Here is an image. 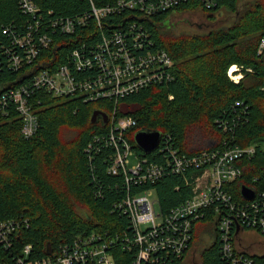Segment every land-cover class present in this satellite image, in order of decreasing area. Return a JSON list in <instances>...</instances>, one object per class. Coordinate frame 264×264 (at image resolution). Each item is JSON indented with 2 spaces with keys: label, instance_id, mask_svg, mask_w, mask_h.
Segmentation results:
<instances>
[{
  "label": "trees",
  "instance_id": "1",
  "mask_svg": "<svg viewBox=\"0 0 264 264\" xmlns=\"http://www.w3.org/2000/svg\"><path fill=\"white\" fill-rule=\"evenodd\" d=\"M79 1L38 0V3L54 10L56 16L70 17L84 10V6L78 8ZM93 1L98 6L113 2ZM215 1L214 7H202L203 10L212 18L227 9L236 14L233 24L196 35L166 30L170 15L157 16L145 23L155 48L165 50L175 61L176 78L168 85L131 95L119 103L116 115L136 120L128 137L130 142L135 144L133 136L141 130L157 131L167 136L162 149L170 147L188 155L217 147L226 138L222 121L230 122L238 114L243 115V122H237L236 142L243 148L254 146L256 154L243 161V176L227 189L236 201L245 202L242 187L248 186L256 193L264 191V56H258L257 52L264 34V1L253 2L240 14V0ZM198 7V3L186 4L179 10ZM23 21L17 0H0V30L4 25L11 27ZM73 47L59 46L47 53L44 61L48 62L36 66L33 73L46 68L55 70ZM233 65L253 72L246 71L237 84L228 77ZM40 99V126L32 139H26L22 133L21 119L0 117V224L11 219L28 220L29 228L19 242L34 246L35 259L48 257L49 246L57 249L82 234L97 232L113 242L109 253L116 264H134L135 251L127 252L122 247L123 235L133 234L131 220L116 207L127 196L151 186H130L123 175H111L108 169L112 166L113 150L108 146H101L91 158L86 154L91 140L108 132V124L100 117L94 123L92 114L110 116L112 106L105 102L85 105L47 94ZM237 101L244 103V107L235 106ZM213 141L216 143L211 144ZM135 149L140 159L163 162V152L144 156L137 146ZM191 173L192 170L184 175L165 176L154 187L158 211L163 215L191 198ZM212 209L195 223L200 225L197 230L194 227L193 241L196 236L210 235V244L201 251L202 264H226ZM252 257L264 264V256Z\"/></svg>",
  "mask_w": 264,
  "mask_h": 264
},
{
  "label": "built area",
  "instance_id": "2",
  "mask_svg": "<svg viewBox=\"0 0 264 264\" xmlns=\"http://www.w3.org/2000/svg\"><path fill=\"white\" fill-rule=\"evenodd\" d=\"M17 1L24 21L11 27L4 25L0 30V117L21 119L22 133L32 139L40 126L41 95L85 105L105 102L112 106L105 122L108 132L93 138L86 154L91 158L101 146H108L113 150L112 166L108 169L111 175H123L130 186H151L127 196L116 207L131 220L133 234L123 235L122 247L127 252L135 251L134 264L184 261L195 223L204 219L210 208L215 210L224 262L260 264L252 254L240 250L238 240L249 230L264 235V191L255 192L253 200L238 202L227 189L243 176V161L256 154L254 146L243 148L236 142L237 122H243V115L238 114L230 122L222 121L226 138L217 147L190 155L170 147L162 149L167 136L161 133L157 150L143 153L148 156L163 152L164 159L159 164L140 159L135 153L136 143L128 137L136 120L116 115L119 103L131 95L168 85L176 78L175 61L165 50L155 48L145 23L157 16L171 17L186 4L198 3L200 9H211L216 1L113 0L98 6L93 0H80L78 8L84 6V10L70 17L56 16L54 10L46 9L38 0ZM72 45L55 70L46 68L33 73L36 66L48 62L44 61L47 53ZM257 52L264 56V34ZM244 70L243 66L233 65L228 77L238 84L246 71L253 72ZM25 76L31 77L21 81ZM235 106L243 108L244 103L237 101ZM133 152L138 164L129 169ZM190 170L191 198L163 215L158 211L154 187L165 176L184 175ZM29 225L28 220L14 219L0 224V264H116L109 253L113 242L97 232L82 234L73 244L54 249L46 258L35 259L34 246L19 242Z\"/></svg>",
  "mask_w": 264,
  "mask_h": 264
},
{
  "label": "rangeland",
  "instance_id": "3",
  "mask_svg": "<svg viewBox=\"0 0 264 264\" xmlns=\"http://www.w3.org/2000/svg\"><path fill=\"white\" fill-rule=\"evenodd\" d=\"M257 0H240L239 2V14L250 4H253ZM262 1V0H261ZM264 1V0H263ZM236 20V14L230 11L221 10L215 14L212 18L203 9L197 8L195 10H188L178 12L170 17L169 23H167L166 30L172 29L174 33H191V34H203L212 31V29L226 28L230 26ZM216 142H212L214 144ZM133 157L129 160V169L134 168L138 164L137 156L133 152ZM157 211V208H155ZM197 223L196 230L198 229ZM145 229V228H144ZM195 230V231H196ZM194 240V238H193ZM210 244V235L205 237L201 235L195 241H192L186 251V255L182 264H202L201 254L202 249ZM240 250L245 251L248 254L264 256V235H260L255 231H246L241 234L238 240Z\"/></svg>",
  "mask_w": 264,
  "mask_h": 264
},
{
  "label": "water",
  "instance_id": "4",
  "mask_svg": "<svg viewBox=\"0 0 264 264\" xmlns=\"http://www.w3.org/2000/svg\"><path fill=\"white\" fill-rule=\"evenodd\" d=\"M92 121L96 123L97 119L100 117L104 122L108 121V115L105 113L95 112L92 114ZM160 132H151L150 130H141L135 133L133 136V141L136 143L137 148L144 154L152 153L154 150H157L160 144ZM241 194L245 200H253L256 197V193L250 187H242ZM54 252V248L49 246L47 254L50 256Z\"/></svg>",
  "mask_w": 264,
  "mask_h": 264
},
{
  "label": "bare ground",
  "instance_id": "5",
  "mask_svg": "<svg viewBox=\"0 0 264 264\" xmlns=\"http://www.w3.org/2000/svg\"><path fill=\"white\" fill-rule=\"evenodd\" d=\"M232 68H233L232 70L235 71V67H232Z\"/></svg>",
  "mask_w": 264,
  "mask_h": 264
},
{
  "label": "flooded vegetation",
  "instance_id": "6",
  "mask_svg": "<svg viewBox=\"0 0 264 264\" xmlns=\"http://www.w3.org/2000/svg\"><path fill=\"white\" fill-rule=\"evenodd\" d=\"M161 28L166 29V28H164V27H161Z\"/></svg>",
  "mask_w": 264,
  "mask_h": 264
}]
</instances>
